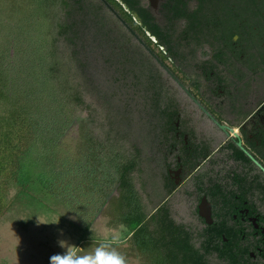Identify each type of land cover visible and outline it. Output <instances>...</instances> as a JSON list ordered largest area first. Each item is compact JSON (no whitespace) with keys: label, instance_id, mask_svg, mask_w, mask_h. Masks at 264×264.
<instances>
[{"label":"trees","instance_id":"16d2710c","mask_svg":"<svg viewBox=\"0 0 264 264\" xmlns=\"http://www.w3.org/2000/svg\"><path fill=\"white\" fill-rule=\"evenodd\" d=\"M142 17L149 30H161ZM127 29L97 0H0V223L33 196L22 172L39 158L51 167L41 177L43 190L72 209L85 230L98 218L110 229H121L126 264L129 257L138 264H255L252 248L217 244L206 232L177 224L164 206L149 211L142 151L128 147L113 122L98 125L97 102L84 100L81 81L96 91L94 63L101 58L117 64L123 78L133 74L135 87L159 111L160 74L135 62L140 53ZM74 124L78 136L67 148ZM97 128L104 130L103 140L95 137ZM92 243L106 242L81 246ZM111 247L121 253L118 244Z\"/></svg>","mask_w":264,"mask_h":264},{"label":"flooded vegetation","instance_id":"af4514ba","mask_svg":"<svg viewBox=\"0 0 264 264\" xmlns=\"http://www.w3.org/2000/svg\"><path fill=\"white\" fill-rule=\"evenodd\" d=\"M97 1L125 21L135 62L164 89L157 112L140 90L150 120L146 208L164 206L177 224L250 247L264 264V0Z\"/></svg>","mask_w":264,"mask_h":264},{"label":"rangeland","instance_id":"374dc122","mask_svg":"<svg viewBox=\"0 0 264 264\" xmlns=\"http://www.w3.org/2000/svg\"><path fill=\"white\" fill-rule=\"evenodd\" d=\"M94 65L96 66L94 86L98 89V96L97 89L91 92L88 82L83 78L81 82L84 87V100L97 102L95 103L98 107V125L113 122L126 136L128 147H131L132 143L139 144L144 160L142 168L145 182L149 169L147 167L149 138L146 134L150 128L148 125L150 120L145 114L144 94L132 84V77L123 78L120 67L114 62L108 65L103 59L97 58ZM178 95L181 96L180 93ZM87 116V111L81 114L82 119H86ZM94 132L96 138L104 139V130L97 128ZM67 133L68 148L78 136V125L74 124ZM39 160L37 158V163L34 162L33 166L28 165L32 162L29 161L22 172V178L30 184L33 196L22 199L24 201L10 211L0 223V264H50L52 255L64 254L69 246H77L78 255H87L94 252L97 246L92 243L88 247H83L82 242L91 240L109 242L113 237H118L116 244L120 247V254L125 257L127 246L121 242L123 238L121 229H110L106 219L98 218L90 230H85L72 209L53 201L51 195L43 190L44 179L41 177L50 174L51 167L45 160ZM150 180L153 183L154 194L158 197L161 184L159 176L155 174ZM178 210L183 211L184 207L179 206ZM184 217L181 213V218H177V222L185 224ZM61 242L64 246H61ZM129 262L138 264L133 257H129Z\"/></svg>","mask_w":264,"mask_h":264},{"label":"clouds","instance_id":"9594fccd","mask_svg":"<svg viewBox=\"0 0 264 264\" xmlns=\"http://www.w3.org/2000/svg\"><path fill=\"white\" fill-rule=\"evenodd\" d=\"M117 242L118 237H113L111 241L101 243L94 252L87 255H78L79 248L69 246L64 254L52 255L50 264H126L125 257L111 247L113 243ZM61 246H64L63 242H61Z\"/></svg>","mask_w":264,"mask_h":264},{"label":"water","instance_id":"95a60500","mask_svg":"<svg viewBox=\"0 0 264 264\" xmlns=\"http://www.w3.org/2000/svg\"><path fill=\"white\" fill-rule=\"evenodd\" d=\"M103 1H104V3L107 4L106 0H103ZM122 23L125 24V25H127L123 19H122ZM202 216H203L204 218H208V216H206V214H203Z\"/></svg>","mask_w":264,"mask_h":264}]
</instances>
